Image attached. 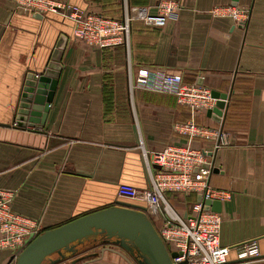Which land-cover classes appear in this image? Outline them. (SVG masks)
<instances>
[{"label": "crops", "instance_id": "1", "mask_svg": "<svg viewBox=\"0 0 264 264\" xmlns=\"http://www.w3.org/2000/svg\"><path fill=\"white\" fill-rule=\"evenodd\" d=\"M66 1L115 20L125 3L150 14L161 1L177 2L180 9L160 29L133 22L127 51L89 48L74 40L71 22L59 15L40 17L0 0V124H12L26 75L48 68L59 75L44 125L0 127V188L16 191L12 211L37 221L44 232L129 202L118 198V185L149 186L142 150L187 144L174 125L188 121L189 112L174 96L156 90L160 74L181 73L186 83L202 76L203 85L227 100L221 116L196 118L222 132L219 147L214 140L191 144L208 152L210 186L230 194L218 213L220 242L255 241L259 256L248 264H264V0ZM226 6L248 10L244 27L212 15ZM141 67L150 70L148 87L130 96V70L134 74ZM166 199L184 215L196 197ZM103 248L136 264L110 245L89 248L64 263L128 264L114 253L100 254ZM234 259L233 250L229 260Z\"/></svg>", "mask_w": 264, "mask_h": 264}, {"label": "built area", "instance_id": "2", "mask_svg": "<svg viewBox=\"0 0 264 264\" xmlns=\"http://www.w3.org/2000/svg\"><path fill=\"white\" fill-rule=\"evenodd\" d=\"M8 1L20 10L32 14H57L68 20L72 24L74 40L89 48L120 46L127 51L131 44L133 22L160 29L165 27L168 16L180 9L177 2L161 1L156 6V13L150 14L146 8L129 7L125 3L122 17L115 20L85 12L66 0ZM212 15L229 18L240 27H244L249 20L248 10L232 6L215 8ZM150 75V70L146 67L137 68L134 74L130 70V96L134 90L148 87ZM160 78L161 84L156 90L171 94L177 104L189 112L188 121L174 125V131L185 137L187 144L167 146L154 153L142 150L149 186L139 189L120 184L117 196L145 208L146 216L168 253L176 254V257L171 258L172 264H248L251 259L259 256L258 245L255 241L235 245L221 244L222 218L220 214L206 210L205 207L206 202L227 201L230 194L210 186L209 176L213 167L207 161L208 152L191 145L194 140H214L218 143L216 148L219 147L222 132L198 124L196 118L200 113L213 114L220 99L215 98L211 90L203 85L202 76L193 83H186L181 73L162 72ZM226 101L225 99V104ZM153 166L159 169H154ZM174 193L196 197L190 210L184 215L175 211L166 199L167 194ZM15 195L14 190L0 188V252H9L14 259L33 239L43 233L37 221L12 211L11 204ZM233 250L235 259L230 261L229 254Z\"/></svg>", "mask_w": 264, "mask_h": 264}, {"label": "water", "instance_id": "3", "mask_svg": "<svg viewBox=\"0 0 264 264\" xmlns=\"http://www.w3.org/2000/svg\"><path fill=\"white\" fill-rule=\"evenodd\" d=\"M59 48L61 43L58 45ZM58 76L53 68L46 69L41 75H26L12 124H0V127L23 128L26 125L33 128L38 124L44 125ZM212 94L220 99L212 112L216 116H221L225 108L226 95ZM207 115L210 116L211 112ZM153 168L159 169L157 166ZM206 205V210L221 212V203L218 201L206 202ZM100 245L120 248L136 264H172L171 258L176 257L175 253H168L156 229L146 216L143 206L118 201L112 207L92 212L44 231L33 239L16 259L11 256L7 264H61L82 251ZM105 251L114 253L128 264H132L122 253L109 248L101 249L100 254ZM77 262L79 260H74L72 264Z\"/></svg>", "mask_w": 264, "mask_h": 264}, {"label": "rangeland", "instance_id": "4", "mask_svg": "<svg viewBox=\"0 0 264 264\" xmlns=\"http://www.w3.org/2000/svg\"><path fill=\"white\" fill-rule=\"evenodd\" d=\"M177 193H174L172 195H176ZM169 194L166 195V197L168 196ZM171 195V194H170ZM183 197H185L183 194H181ZM155 228V227H154ZM10 258V254L9 252L7 251H2L0 252V264H7L8 260ZM61 264H65L64 262L61 263Z\"/></svg>", "mask_w": 264, "mask_h": 264}, {"label": "flooded vegetation", "instance_id": "5", "mask_svg": "<svg viewBox=\"0 0 264 264\" xmlns=\"http://www.w3.org/2000/svg\"><path fill=\"white\" fill-rule=\"evenodd\" d=\"M63 263V262H62Z\"/></svg>", "mask_w": 264, "mask_h": 264}]
</instances>
